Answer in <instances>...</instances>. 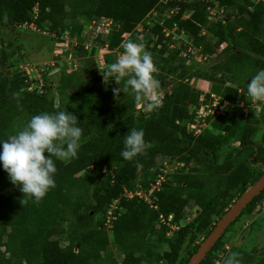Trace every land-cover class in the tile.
I'll list each match as a JSON object with an SVG mask.
<instances>
[{
  "label": "trees",
  "instance_id": "trees-1",
  "mask_svg": "<svg viewBox=\"0 0 264 264\" xmlns=\"http://www.w3.org/2000/svg\"><path fill=\"white\" fill-rule=\"evenodd\" d=\"M215 5L224 8L225 18L209 19L208 7ZM169 8L174 12L167 19L163 13ZM101 18L114 22L97 38L103 47L121 48L127 39L146 42L159 70L154 75L159 87L169 83L168 74L186 76L191 46L211 62L197 77L213 82L211 90L231 102L264 68V0H0L1 26L23 28L34 22L38 31L58 37L68 31L81 42L85 27ZM174 24L191 41L166 39L163 29ZM223 42L226 47L212 57ZM83 47H78L82 53ZM0 52V139L43 112H72L82 128L77 157L54 158L55 187L41 200L23 197L0 169V264H188L230 206L264 174L262 115L228 108L196 134L187 124L194 121L189 107L198 104L201 90L191 83L180 79L164 90L158 108L146 112L137 108L133 94L123 92V79L119 85L111 80L109 86L70 94L81 77L63 70L43 93L28 91L24 73H4L13 54L7 48ZM118 87L121 91L114 92ZM132 128L143 129L148 148L125 161L120 156L123 136ZM166 157L183 165L154 191L152 204L138 196L128 199L126 190L150 191ZM197 199L199 211L187 220L186 208ZM115 200L117 218L107 228ZM263 205L264 189L231 224L258 216ZM170 214L178 230L161 222V215ZM230 225L200 264H222L230 252L239 253L241 264H264V254L231 244ZM112 244L119 248L116 253Z\"/></svg>",
  "mask_w": 264,
  "mask_h": 264
},
{
  "label": "clouds",
  "instance_id": "clouds-1",
  "mask_svg": "<svg viewBox=\"0 0 264 264\" xmlns=\"http://www.w3.org/2000/svg\"><path fill=\"white\" fill-rule=\"evenodd\" d=\"M167 1L164 0L165 3ZM212 7L221 8L217 5ZM171 10L174 9L169 8L163 13L165 18H171ZM138 30L142 31L143 26L139 24ZM121 48L122 52L115 62L101 71L104 81L114 80L119 85L123 79V92L133 94L135 100L142 103L144 111L155 110L162 101L156 91L158 82L154 77L156 68L151 54L145 50L143 43L132 39L122 41ZM245 88L250 98L264 103V68L250 76ZM120 91L119 87L114 89V92ZM81 137L82 128L72 112L58 110L33 115L20 130L6 139H0V169L7 173L10 183L18 187L23 197L39 201L55 187L57 170L54 158H76ZM147 148L143 129L132 128L123 136L120 156L125 161H131L144 154ZM222 264H241L239 253L230 252Z\"/></svg>",
  "mask_w": 264,
  "mask_h": 264
},
{
  "label": "rangeland",
  "instance_id": "rangeland-1",
  "mask_svg": "<svg viewBox=\"0 0 264 264\" xmlns=\"http://www.w3.org/2000/svg\"><path fill=\"white\" fill-rule=\"evenodd\" d=\"M84 31L85 34L83 35L84 39L82 38V42L79 40V42L76 43L72 47V49H66L65 47L67 46L63 45V40L59 39L58 36H53L48 31H35L31 29H23L21 27L7 25L1 26L0 23V48H7L10 53L13 54V56L9 60V63L11 62L12 64L8 66L7 70H5L6 72L4 73L7 75H11L12 73L20 72L24 73L27 76L28 73L24 67L28 65L30 74L34 76L37 75L36 70L49 65V70L54 68H56V70L50 76H45V78L46 80H49L50 78L51 83L53 84L56 81V77H58L59 73L63 70H65L69 74H73L74 71L79 73L81 78L79 80H76L75 85L68 89V92L70 94L80 93L85 88L89 89L90 86H93L95 88L98 86L102 87L104 83H107V85L109 86L111 84V80L105 82L101 71L105 70L109 65L115 62L117 57L122 52V48L110 49L107 47H103L101 41H99L100 39L97 40L98 37H95L94 39L89 38L88 31H95V28H93V26H89V24L85 27ZM127 35L129 36V34ZM141 37H143L142 34ZM181 37L182 38L179 37L177 39L182 42H187L188 40L191 41V39L186 35H182ZM80 44L84 46L83 53L80 49H78ZM144 47L145 50L149 52L146 46V42L144 44ZM219 52L213 54L212 57L216 56ZM199 54L200 52L197 49L191 55L193 58L191 57L187 60V63L185 65L186 76L183 79L178 77L180 71L177 75L166 74V81H169V83H166L164 87H157L156 91L159 95V98H161L165 89L171 90L172 87L180 81V79L183 82L191 83L194 87L197 86L199 90L206 88L210 89L213 87V82H202L197 77L196 73L200 69L211 64L208 59L202 58ZM158 71L159 70H156L154 75H156ZM96 77H100V80L95 79ZM173 77L174 79H172ZM155 78L157 77L155 76ZM192 78L193 80L191 82ZM55 93L57 94V92ZM247 101L248 100L244 101V104H246ZM137 105L138 107H143L142 103L138 102ZM239 105L234 109L236 110V112H239ZM194 106L195 105L193 104L189 108L196 115L195 110L192 109V107L194 108ZM210 117L212 118L208 123L211 124L216 116L214 115ZM208 123L204 126L205 128L208 126ZM167 160L171 161L169 163L170 166H173L172 164L176 166L178 165L176 163L180 162L176 158L169 159V157H167ZM170 170L175 171V167H171ZM199 206L200 203L198 199L197 202L191 203V205L187 206V220L193 218L192 215L193 213L199 211ZM228 231V237L231 241V244L242 247L248 251L264 254V217L244 216L240 220H238L237 223L231 224ZM112 245H114L113 249L116 253L119 248H115V244ZM121 260L122 259L120 257L118 261L121 262Z\"/></svg>",
  "mask_w": 264,
  "mask_h": 264
},
{
  "label": "built area",
  "instance_id": "built-area-1",
  "mask_svg": "<svg viewBox=\"0 0 264 264\" xmlns=\"http://www.w3.org/2000/svg\"><path fill=\"white\" fill-rule=\"evenodd\" d=\"M35 11L37 12L36 8ZM173 12L174 11L171 10V13ZM154 15H157V12H154ZM208 16L210 20L225 18L224 9L217 7H208ZM164 21L165 20H162L160 24H163ZM147 23H149V21ZM89 26H93V28H95L94 32L88 31V35H89L88 37L94 39L95 37L97 38L100 35L107 34L110 28L113 26V20L110 18H101L99 20L94 19L91 21ZM22 27L23 28L29 27L32 30H38L34 22L31 23L25 22L23 23ZM83 33L85 34V31H83ZM163 33L166 39H171V40H175L179 37L182 38L181 36L183 35L182 34L183 32L179 33L178 26L176 24H174L172 28L169 27L164 28ZM52 35L57 36L55 33H53ZM125 37H127V35H125ZM59 39L63 40L61 41L63 42L64 46H67L65 47L66 49H72V47L79 42L78 38L72 37L68 31L62 33L59 36ZM226 45H227L226 42L221 43L217 52H219V50L220 51L223 50L226 47ZM195 51L196 50L191 46L188 48L186 53H188L187 55H192ZM199 55L202 58L205 59L208 58V56L202 54L201 52ZM24 68L25 70H27L28 73V75L25 78V85H26L25 88L28 91H36L37 93H43L45 91V86L51 84L50 80H46L45 76H50L56 70V68L49 70V65H46L45 67H41L39 68V70H36L37 75L32 76L30 74L28 65H26ZM239 91L240 94H242V96L244 95V97L241 96L238 100L239 102L238 101L231 102L230 100L223 98L221 95L211 90V88L202 89L199 95L198 104H196L194 108L192 107V109L195 110L196 115L194 121H190L187 124L188 129H190L196 134H199L203 131V129L211 127V124L208 123L212 118L210 116H214V115L217 116L228 108L234 110L235 107H237L239 104H240L239 111H242L245 116H247L250 111H253L256 116L264 115V103L253 100L247 95V92L244 91L243 89H239ZM163 95L164 93L162 94L160 99L163 98ZM241 100L244 101L248 100V101L246 102V104H244V101ZM137 108H142V107L141 106L138 107L137 105ZM207 123L208 126L205 128L204 126ZM258 135H261V133H258ZM170 162L171 161L167 160V157L163 160L154 178L155 183L152 185L149 192H145L142 189L137 188L133 191L126 190L124 195L128 199L132 198L133 196H138L140 198H143L146 202L152 204V196L154 191H160L162 189L163 183L169 178V174L174 172V170L171 171L170 168L175 167L176 170L179 166H181V162H177L176 164L178 165L176 166L174 164H172L173 166H170L169 165ZM118 203L119 201L115 200L112 204H110L108 208L107 220L105 222L107 228H111L113 225V221L117 218L115 209L118 208L117 207ZM160 218H161V222L167 224L169 227H171V229L173 230L179 229L180 226L178 224L171 223V220L173 219V214H170L167 218H165L164 215H161ZM167 234L169 235L170 232H167Z\"/></svg>",
  "mask_w": 264,
  "mask_h": 264
},
{
  "label": "water",
  "instance_id": "water-1",
  "mask_svg": "<svg viewBox=\"0 0 264 264\" xmlns=\"http://www.w3.org/2000/svg\"><path fill=\"white\" fill-rule=\"evenodd\" d=\"M264 189V174L244 193L242 194L230 208L226 211L224 216L218 221L215 228L204 239L195 255L191 258L188 264H200V262L207 255L208 251L216 243L223 232L229 227L232 221L239 213L248 205V203Z\"/></svg>",
  "mask_w": 264,
  "mask_h": 264
},
{
  "label": "flooded vegetation",
  "instance_id": "flooded-vegetation-1",
  "mask_svg": "<svg viewBox=\"0 0 264 264\" xmlns=\"http://www.w3.org/2000/svg\"><path fill=\"white\" fill-rule=\"evenodd\" d=\"M263 118H264V115H262ZM262 131H264V128L263 126L260 128ZM258 216H261V217H264V205L263 207L261 208V211L258 213Z\"/></svg>",
  "mask_w": 264,
  "mask_h": 264
}]
</instances>
